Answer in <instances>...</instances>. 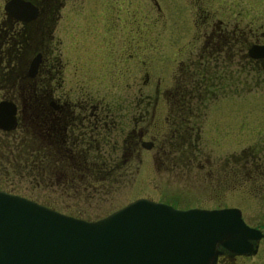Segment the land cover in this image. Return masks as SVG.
Masks as SVG:
<instances>
[{"label": "flooded vegetation", "instance_id": "1", "mask_svg": "<svg viewBox=\"0 0 264 264\" xmlns=\"http://www.w3.org/2000/svg\"><path fill=\"white\" fill-rule=\"evenodd\" d=\"M24 1L36 9L33 16L30 10L22 14L29 19L17 18L4 8L0 17V100L16 106L14 126L0 127L2 169V162L20 166L18 168L30 162L41 173L39 163L47 162L49 175L62 178L63 185L72 184L75 178L88 185L84 179L90 176L91 164L103 165L93 174L100 173L102 179L115 178L121 169V174L131 173L125 165L132 162L137 172L143 164L144 154L170 168L176 165V159L187 161L199 154L196 153L197 143L203 127L195 113V105L219 94L220 98L232 96L229 94L234 92L235 65L244 76L258 70V77L264 81V57L254 58L249 54L252 44H264V22L253 27L247 16L249 21L239 26L233 13L223 6L209 10L204 7L205 0L198 3L191 39L185 41L179 59L174 60L177 70L172 72L171 67L168 75L169 80L175 78V84L166 82L160 87V77H155L149 70L151 57L148 53L139 58L129 54L128 68L120 76L101 72L113 55H106L100 64L93 63V49L99 45L110 48L111 45L105 38L101 41V36L120 30L116 10L108 12L102 0H79L81 4L76 10L67 6L70 1L76 7V0ZM107 13L111 24L103 25L102 19ZM62 16L70 18L69 21L73 19L75 25L79 24L77 19L81 22V17L96 20L95 27L84 30L88 32V43L84 38L78 42L81 34L78 43L76 38L72 41L71 33L66 31L70 47L67 51L62 47L60 50L63 38L56 36L55 31L60 29L57 24ZM34 59L37 62L31 74L29 69ZM120 61L121 58L119 64ZM139 71L141 82L137 81L130 101L125 103L127 106L119 99L121 93L115 95L120 101H106L100 88L107 89V80L113 81L111 84L114 85L116 81L128 84V75L137 77ZM146 85L151 86L144 92ZM119 110L128 114L118 115ZM175 114L179 116L174 117ZM107 146L110 151L106 150ZM244 151L245 148L241 153ZM231 155L228 160L232 165L222 178L229 179L234 188L242 183L248 188L264 191L260 189L264 187V155L250 146L240 161L242 171L235 168L233 151ZM5 171L8 172L9 167ZM212 173L209 169L206 172ZM213 176L219 178L218 173ZM0 189L15 193L3 187ZM249 225L263 232L257 241H250L256 250L243 254L224 251L218 254L216 264L264 262L253 261L259 253L264 229L261 225Z\"/></svg>", "mask_w": 264, "mask_h": 264}, {"label": "rangeland", "instance_id": "2", "mask_svg": "<svg viewBox=\"0 0 264 264\" xmlns=\"http://www.w3.org/2000/svg\"><path fill=\"white\" fill-rule=\"evenodd\" d=\"M4 1L0 0V17ZM201 1L102 0L101 2L107 5L108 12L116 10V15L119 17L117 27L120 30L115 34L105 32L101 36V41L105 38L111 45L110 48L108 45H99L94 48L91 56L93 63L100 64L106 59V55H113V59L107 62V67L101 72L112 77L120 76L126 67L128 68L129 58H131L129 54L139 58L148 53L151 57L148 61L149 70L155 77H160V87H163L166 82L175 84V78L169 80L168 75L171 67L172 72L177 70L175 61L179 59L180 50L185 45V41L189 37L191 39L197 19L196 6L198 3L202 4ZM74 3L76 7L70 1L67 6L76 10L81 1L76 0ZM221 6L233 13L234 20L239 21V26L249 21L247 16L250 17L253 27L264 22V0H205L204 2V7L209 10L218 9ZM108 14L103 16V25L111 24ZM243 15L246 17L243 18ZM69 20L70 18L62 16L57 24L60 29L56 30L55 34L63 38L60 50L62 47V50L67 51L70 47L69 38L72 41L76 38L74 39L76 43L84 38L83 40L88 43L86 40L88 32L84 30L96 26V20L92 21L87 17H81V22L77 19L79 23L77 25L73 23V19ZM71 23L72 25H69ZM66 31L71 33L69 38ZM80 34L82 36L78 41ZM145 48L148 50H143ZM120 58L121 64L118 63ZM123 60L124 64H122ZM138 63L140 64V61ZM257 71L252 70L249 76H244V72L238 71L235 65L234 92L229 94L232 96L220 98L221 94H219L216 98L204 99L202 103H196L195 113L198 114V121L203 130L200 132L197 143L196 153L199 154L187 161L176 159V165L173 164L175 166L168 168L165 163L155 162L144 154L143 164L137 172L135 163L132 162L125 165L132 171L131 173L121 174V169L115 178L105 179L100 178V173L93 176L98 172V167L103 165L91 164L90 176L84 179L88 181V185L79 178L73 179L72 184L63 185L62 178L58 179L49 175L47 162L39 163L41 173L39 170L37 172L30 162L22 168L2 162L4 169L0 168V187L61 212L86 219L101 217L140 196L164 201L178 207L236 206L241 209L244 219L249 224L261 225L264 229V191L248 188L239 182L238 187L234 188L229 179L222 178L232 165L228 160L233 156L232 151L236 158V170H241L240 161L247 155L250 146L255 152L264 155V81L260 76L258 77ZM133 76V74L128 75V84L116 81L117 84L114 85L111 84L113 81L107 80V89L100 88L106 101L115 103L121 100L124 104L129 102L137 81L141 82L142 79L140 71L137 77ZM135 77L136 79L133 80L132 78ZM150 86L146 85L143 91L146 92ZM120 93L121 98L117 100L115 95ZM26 101L31 103L29 99ZM122 112L128 114L124 110H119L118 115ZM176 115L179 116L175 114L174 117H177ZM164 130L166 132L167 128L165 127ZM243 148L245 151L241 153ZM106 150L110 151L109 146ZM8 167L9 171L6 172L5 168ZM208 169L214 173L206 174ZM217 173L219 178H214L213 175ZM258 250L259 253L254 256V262L264 260V238L260 240Z\"/></svg>", "mask_w": 264, "mask_h": 264}, {"label": "water", "instance_id": "3", "mask_svg": "<svg viewBox=\"0 0 264 264\" xmlns=\"http://www.w3.org/2000/svg\"><path fill=\"white\" fill-rule=\"evenodd\" d=\"M4 9L20 19L36 12L24 0L5 1ZM249 52L263 58L264 44ZM15 110L0 100V127L14 126ZM260 235L234 206L178 209L139 197L85 220L0 190V264H216L224 251L254 252L250 241Z\"/></svg>", "mask_w": 264, "mask_h": 264}]
</instances>
